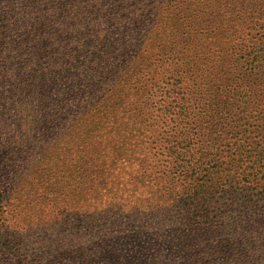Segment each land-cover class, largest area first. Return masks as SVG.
Listing matches in <instances>:
<instances>
[{"label":"trees","instance_id":"obj_1","mask_svg":"<svg viewBox=\"0 0 264 264\" xmlns=\"http://www.w3.org/2000/svg\"><path fill=\"white\" fill-rule=\"evenodd\" d=\"M32 4L53 30L78 0ZM154 12L158 29L142 46L134 23L108 46L117 66L96 124L114 128L106 141L117 146L106 143L100 159L134 162L110 211L153 214L156 228L170 221L191 247L180 264H238L264 243V0H159ZM89 209L77 219L101 228Z\"/></svg>","mask_w":264,"mask_h":264},{"label":"rangeland","instance_id":"obj_2","mask_svg":"<svg viewBox=\"0 0 264 264\" xmlns=\"http://www.w3.org/2000/svg\"><path fill=\"white\" fill-rule=\"evenodd\" d=\"M35 1L45 2L0 0V264H180L191 247L170 221L156 228L153 214L110 211L134 162L100 159L106 143L117 145L106 141L114 128L96 124L117 66L108 46L133 23L142 46L147 29H158L159 0H78L53 30L46 15H34ZM87 209L101 212V228L77 219ZM255 245L238 264H264V243Z\"/></svg>","mask_w":264,"mask_h":264}]
</instances>
